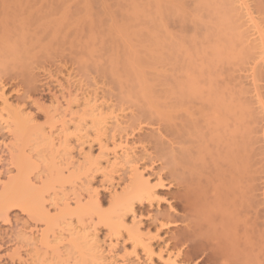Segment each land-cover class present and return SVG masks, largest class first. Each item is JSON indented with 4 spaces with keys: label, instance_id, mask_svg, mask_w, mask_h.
<instances>
[{
    "label": "rangeland",
    "instance_id": "374dc122",
    "mask_svg": "<svg viewBox=\"0 0 264 264\" xmlns=\"http://www.w3.org/2000/svg\"><path fill=\"white\" fill-rule=\"evenodd\" d=\"M21 1L34 2L37 6L56 3L55 0ZM103 1L96 5L94 0H65L66 4L68 2L66 7L64 3H61V7H54L53 4L49 7L56 13L55 18L67 16L70 11H78L77 15L85 18L89 15V12L86 13L89 7L92 14L96 11L97 15L114 4L113 0ZM229 1L233 2L239 25H243L240 30L245 33L242 34L245 45L248 42L247 45L253 46L250 44L255 42L253 40L260 44V40L257 41L260 35L258 28L252 26L258 20L256 26L261 24L264 28V22L261 23L263 17L252 12V18L257 20L251 23L246 10L248 6L255 11L253 0ZM157 2L162 3L160 5L167 11L170 9L174 15L169 14L179 21V26H184V29L176 26L171 17V24L174 25L169 24L171 31L177 34L176 37L179 36L177 39L185 36L184 42H187V38L192 40L197 35L199 38L206 34L205 28L216 27L215 17L209 13L211 11L202 9L201 3L204 1ZM241 2L248 4L244 6L245 11ZM100 3L107 7L99 6ZM171 4V8L167 7ZM82 7H86V12ZM96 15H91L94 17L91 19L96 18L99 22L103 20L102 24L108 21L104 22L106 17L103 19L100 15L99 19ZM109 21L107 25L101 24L100 29L98 23L94 24L96 27L91 31L87 30L90 21H86L88 23L84 27L74 25L63 31L58 40L46 45L45 50L34 51L33 54L37 56L34 59H30L33 55H27V58L23 53V57L13 58L0 65V264H91L94 258L89 247L76 243L73 237H67V233L63 234L70 225H83L87 227L88 233L95 234L93 238L98 243H93V246H98L95 247L96 252L100 250L109 264H189L184 259L188 257L177 256L176 230L181 226L174 227L166 220L180 211L175 200L177 187L163 161L156 159L149 143L152 133L157 134L158 128L141 123L139 116L133 115L135 112L132 110L141 105L139 100L122 101L120 85L105 71L114 52L121 48L118 34L109 32L112 26V21ZM180 29L186 30L183 33ZM121 46L123 49L126 47L124 44ZM254 51L253 58L236 60L234 74L238 88L244 92L242 95L252 110H256V115L261 109L260 104L255 102L257 92L250 70L254 67L251 65L260 59H255L259 50L256 49V53ZM260 84L262 86L264 83ZM258 114L254 125L257 129L255 147L258 153L263 154L259 158L262 160L264 115ZM97 115L99 120L102 118L104 121L99 125ZM257 116L262 117V120ZM52 132L50 137L56 139L55 144L58 146L54 150L47 137ZM56 151L58 157L53 155ZM126 152L132 156L124 155ZM262 163L264 165V161ZM259 167L262 168L261 165ZM261 176L257 187V201L260 204L257 210L262 216L259 222L264 220V186H261L264 184V174ZM72 192H79V196L83 194L79 203L70 201L68 209L65 205L55 209L52 207L55 196H66L71 200L74 198ZM154 193L153 200H150L149 194ZM137 196L148 199L138 203ZM131 203L135 204L134 211L126 213L122 225L115 226L120 210L127 209ZM163 223L166 225L162 226ZM117 231H120L119 235ZM62 234V239L65 236L68 239H59L61 245L56 244L53 237L55 239ZM137 237L138 240L142 237L140 242L143 244L138 243ZM197 261L195 258L193 264Z\"/></svg>",
    "mask_w": 264,
    "mask_h": 264
},
{
    "label": "bare ground",
    "instance_id": "6f19581e",
    "mask_svg": "<svg viewBox=\"0 0 264 264\" xmlns=\"http://www.w3.org/2000/svg\"><path fill=\"white\" fill-rule=\"evenodd\" d=\"M55 1L56 3H52L54 7H61V3L66 7L68 4L65 0ZM94 1L98 5V2L103 0ZM113 1L111 7V4H107V7L100 3L99 6L107 8L102 14L98 11L97 15L96 11L94 14L98 17L101 15L103 19L106 17L104 22L107 19L112 21L109 32L118 34L119 41L116 40V43L120 42L127 48L123 49L120 45V50L114 52L105 71L120 85L122 101L139 100L141 105L132 110L135 112L133 115L139 116L141 123L158 128V133H152L149 143L156 159L163 161L177 187L175 200L180 213L166 219L174 227L181 226L176 230V247L179 250L177 256L188 257L187 260L184 259L189 264H193L195 258L198 260L197 264H264V210L261 211L263 224L259 222L262 216L258 214L259 209L257 210L260 205L257 201V187L261 181L259 176L264 174V159L259 160L263 154L258 153V148L255 147L257 129L254 127L257 123V113L264 115V84H260L264 83V30H261V24L257 27L258 20L252 18V14L257 12L258 17H263V24L264 0H253L255 11L246 6L247 3L245 5L241 2L242 7H247L243 9L248 10L250 22L256 21L253 22L256 27H252L258 28L260 34L257 38L260 44L253 40L255 42L250 43L254 44L253 46L247 45L248 42L245 45V33L240 30L243 25H239V17L235 15L233 2L229 0H200L207 5L204 7L205 3H201L202 9L205 8L208 12L210 10L209 13L215 17L216 27L205 28L206 34H199V38L197 35L192 40L187 38V42H184L185 36L177 39L179 36L176 37L175 32L173 34L170 26H174L171 24L174 14L170 9L168 12L157 0ZM52 4L37 6L30 1H0V65L13 58L16 60L23 57V53L26 54L24 57L33 55L30 59H34V51L45 50L46 45L58 40L63 31L74 25L77 27L80 24V27H84L88 23L86 21H90L91 26L88 24L87 30L91 31L96 27L94 24L100 23L97 24L99 29L108 24V21L102 24L103 20L99 22L96 18L91 19L94 14L90 7L87 12L86 7H82L87 14L89 12L85 18L79 17L78 11H75V14L70 11L69 14L65 13L67 16L55 18L56 13L49 7L53 6ZM174 21L176 26H179V21ZM178 31V34H182ZM254 49L259 50L255 59H260L251 65L254 67L250 70L257 92L255 102L260 104L261 109L256 115V110L254 112L248 100L243 97L244 92L238 88L234 74L236 60L253 58ZM27 58L25 59L28 60ZM147 70L155 72L150 73ZM96 121L98 125L104 122L102 118L99 120V116ZM52 134L53 132L47 137L50 139L51 149L54 150L58 146L55 144L56 139L50 137ZM55 153L53 155L58 157V151ZM124 155L128 156V152ZM135 168L133 170L136 171ZM78 194L74 192V198L71 200L56 194L51 203L52 207L65 205L68 209L70 201L79 203L82 200L80 196L83 197V194ZM149 195V199L153 200L155 193ZM137 197L138 203L148 199ZM134 203L127 209L120 210L121 213L119 211L120 215L117 214L116 217L118 221L115 220L118 223L115 222V226L122 225L126 213L134 211ZM262 207L264 208L263 205ZM118 232L120 231H117V235ZM66 233L67 237H73L76 243L89 247V252H92L94 258L93 264L110 263L102 256L100 250L96 252L97 245L93 246V243H98L94 241L97 239L93 238L95 234L88 233L87 227L70 225L63 234ZM63 234L55 239L53 237L52 240L59 244V239H66V236L62 239ZM73 238L71 240H74ZM141 238L138 240L137 237L138 243Z\"/></svg>",
    "mask_w": 264,
    "mask_h": 264
}]
</instances>
